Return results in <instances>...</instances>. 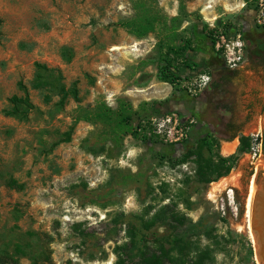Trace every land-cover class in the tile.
<instances>
[{
	"label": "rangeland",
	"instance_id": "obj_1",
	"mask_svg": "<svg viewBox=\"0 0 264 264\" xmlns=\"http://www.w3.org/2000/svg\"><path fill=\"white\" fill-rule=\"evenodd\" d=\"M256 2L0 0V251L14 264L42 262L44 256L52 264H112L114 247L128 243L127 231L148 242L168 234L160 223H148L168 205L184 216L179 232L212 250L205 264H255L247 187L237 178L249 162L256 170L258 159L250 160L249 153V135L256 130H223L226 122L236 127L247 111L253 116L258 110H247L228 93L239 86L241 64L234 76L218 69V58L212 72L183 77L173 87L155 76L168 47L208 32L239 34L242 63L258 54L264 29L253 23ZM172 58L176 69L184 66ZM198 74H206L208 83L228 78L213 98L216 134L202 146L201 138L186 136L177 156L171 144L152 137L155 143L142 142L143 130L135 124L175 112L179 98L198 94L183 87ZM11 97H24L29 107L16 105L14 115H5ZM263 125L264 111L259 130ZM239 137L246 138L242 152ZM227 142L237 144L224 156L220 147ZM187 150L209 162L231 155V168L197 183L201 161L182 158ZM229 175L233 179L208 198L209 185ZM234 185L236 214L226 206L221 214L218 198Z\"/></svg>",
	"mask_w": 264,
	"mask_h": 264
},
{
	"label": "trees",
	"instance_id": "obj_2",
	"mask_svg": "<svg viewBox=\"0 0 264 264\" xmlns=\"http://www.w3.org/2000/svg\"><path fill=\"white\" fill-rule=\"evenodd\" d=\"M138 28L143 29L142 26ZM210 35L211 32L205 33L201 37L192 36L191 40H184L178 46L168 47L165 55L160 60L161 63L156 69V79L159 82L166 83L170 87L176 85V82L180 81L182 78L175 74L177 69L173 64L174 60L172 57H179V59L184 60L183 57L185 52L194 51V49L202 51L204 47L207 48L206 43L212 51V37ZM191 44H193V47ZM9 103L11 104L10 108L3 112L5 115H14L16 113V105L29 107L24 97H11ZM176 114L179 123H183L191 118V116L183 118L180 114ZM122 119L125 121L128 118L123 117ZM228 125L230 124L226 123V126ZM139 128L140 125L136 123L135 129ZM209 137V135L201 137V146L205 145L204 142ZM67 139L68 135H65L64 141H67ZM140 139L147 145L155 143L154 140H151L152 138L144 135ZM185 141L186 140L179 144L170 145L173 148L174 156H177L178 152L185 150L183 145ZM246 145V138L239 137L238 151L242 152ZM261 153L264 155V133H261ZM190 155H193L199 162L201 161V165L195 172V181L197 183L202 182L207 184L211 181L209 175L213 174L214 178H218L224 176L231 168V155L224 158L216 156L215 162L203 161L198 151L187 150L180 156L186 158ZM148 223H160V225L164 226L168 231V234L157 237L153 236L148 242L145 237H139L134 240L135 233L127 231L128 243L114 247L112 251L114 261L112 264H205L206 261L211 259L212 250H210L208 246L201 247L197 240H191L179 232V229L185 224V219L182 214L175 210V207L168 209V205L163 206L158 212H155L151 216ZM144 251H148V257L143 254ZM134 256L139 257L137 262L132 260ZM0 264H14V260L8 253L0 251ZM31 264L52 263L49 262L47 256H44L42 262L32 261Z\"/></svg>",
	"mask_w": 264,
	"mask_h": 264
},
{
	"label": "crops",
	"instance_id": "obj_3",
	"mask_svg": "<svg viewBox=\"0 0 264 264\" xmlns=\"http://www.w3.org/2000/svg\"><path fill=\"white\" fill-rule=\"evenodd\" d=\"M202 51L194 49V51H187L184 54V66H181L175 72L180 78L190 77L194 74L204 71V69H208L209 72H212L214 67L215 60L218 61L216 54H214L206 45ZM256 53H251L247 56V62L241 63V67L239 69V73L241 74L240 78H243L245 85L235 86V92L231 89L228 93H230L231 99H241L240 104H245L247 106V110L251 108V106H255L258 110L255 111V114L251 116L250 111H247L245 117L243 118V123H238L236 127H232L231 124L226 126L223 124V130L232 132V135L235 132H241L240 130H256L259 128L260 122L263 119V99H264V84L261 83L260 76H264V63L256 64L254 63V59L256 57ZM262 55H264V49L262 51ZM218 69H224L222 66H218ZM232 71V74L236 76L235 70ZM228 78L226 76H220L218 78V82H214L210 80V82L203 88L198 94L195 96H186L183 98H179L176 101L174 111L180 114L183 118L191 116L194 119V125L191 127L189 131L188 137H203L206 135L213 136L216 134L214 130V125L212 123L213 118L211 114H213V98L220 95L221 90L226 86V81ZM164 84V83H163ZM234 92V93H233ZM227 93V94H228ZM260 110H259V108ZM250 121L251 123L247 124L246 122ZM253 132V131H252ZM228 143V142H227ZM237 144V143H236ZM235 144V147H236ZM235 150V148H234ZM233 150V151H234Z\"/></svg>",
	"mask_w": 264,
	"mask_h": 264
},
{
	"label": "built area",
	"instance_id": "obj_4",
	"mask_svg": "<svg viewBox=\"0 0 264 264\" xmlns=\"http://www.w3.org/2000/svg\"><path fill=\"white\" fill-rule=\"evenodd\" d=\"M253 23L256 27L264 29V0H257L256 2ZM211 37L212 51L220 58L222 66L227 70L236 69L243 61V43L239 34L228 35L225 31L218 30ZM208 81L209 78L206 74H198L191 84H185L183 87L188 93L199 92L207 85ZM194 123L193 118L179 123L177 114L170 112L159 117L148 118L146 122L140 124L139 130L142 129L143 135L146 137L156 138L168 144H179L186 138ZM249 137L251 138L250 160L254 161L258 159L260 149L259 128ZM250 163L255 170L254 163ZM222 193L224 199L218 198V210L223 214V208L226 206V209L234 216L236 208L233 203L232 189L225 187Z\"/></svg>",
	"mask_w": 264,
	"mask_h": 264
},
{
	"label": "water",
	"instance_id": "obj_5",
	"mask_svg": "<svg viewBox=\"0 0 264 264\" xmlns=\"http://www.w3.org/2000/svg\"><path fill=\"white\" fill-rule=\"evenodd\" d=\"M261 133H264V125L260 130V149L256 166L258 174L253 177L254 190L248 216V231L253 243L255 264H264V155L261 153Z\"/></svg>",
	"mask_w": 264,
	"mask_h": 264
},
{
	"label": "bare ground",
	"instance_id": "obj_6",
	"mask_svg": "<svg viewBox=\"0 0 264 264\" xmlns=\"http://www.w3.org/2000/svg\"><path fill=\"white\" fill-rule=\"evenodd\" d=\"M235 148V143H222L221 147H220V154L221 155H229L233 152ZM232 175H229L227 178H223V179H219L217 182L211 183L209 185V189L207 192V196L208 198H213L215 193L218 192L219 190H221V188H223L226 183H228V181H230L231 179H233L231 177ZM253 180L250 179L248 182V186H247V194H246V198H245V218H246V225L248 228V216H249V207H250V202H251V197H252V193L254 190V184L252 183ZM250 235V234H249Z\"/></svg>",
	"mask_w": 264,
	"mask_h": 264
},
{
	"label": "flooded vegetation",
	"instance_id": "obj_7",
	"mask_svg": "<svg viewBox=\"0 0 264 264\" xmlns=\"http://www.w3.org/2000/svg\"><path fill=\"white\" fill-rule=\"evenodd\" d=\"M260 34L263 35V33H260ZM242 35H244L243 31H242ZM259 48H260V46H259ZM260 50L261 51H259V53L256 55L255 59L253 60L254 63H256V64H263L264 63V55H262V51L263 50L261 48H260ZM249 165L250 166L246 169V171L238 176L237 184H243V182H244L245 183V187H247L249 180L250 179L253 180V177L258 174V172L253 169V167H252L250 162H249ZM231 189H232V192H233V197L236 196L237 185L232 186Z\"/></svg>",
	"mask_w": 264,
	"mask_h": 264
}]
</instances>
